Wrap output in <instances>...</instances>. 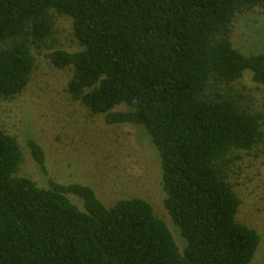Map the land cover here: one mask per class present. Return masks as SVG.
<instances>
[{
  "label": "trees",
  "instance_id": "obj_1",
  "mask_svg": "<svg viewBox=\"0 0 264 264\" xmlns=\"http://www.w3.org/2000/svg\"><path fill=\"white\" fill-rule=\"evenodd\" d=\"M260 8L264 0H0V99L27 89L40 56L69 69L74 100L108 125L147 131L163 206L185 242L145 200L107 207L89 185L41 188L18 176L24 153L0 128V264H250L260 237L237 221L234 180L246 155H264V112L240 81L250 71L264 88V39L262 53L245 56L233 38ZM61 19L72 22L71 46ZM28 145L46 173L43 148Z\"/></svg>",
  "mask_w": 264,
  "mask_h": 264
},
{
  "label": "rangeland",
  "instance_id": "obj_2",
  "mask_svg": "<svg viewBox=\"0 0 264 264\" xmlns=\"http://www.w3.org/2000/svg\"><path fill=\"white\" fill-rule=\"evenodd\" d=\"M59 27L64 45H73L71 20L61 19ZM263 39L264 9L238 20L233 44L243 55L262 53ZM38 62L32 81L22 94L13 100L0 99V128L18 139L24 153L17 175L32 179L41 188H50L51 181L89 185L107 207L123 199L145 200L156 216L168 223L182 248L180 230L172 226L163 206L162 161L147 131L132 124L108 125L104 114H94L68 93L72 75L69 69H55L43 56ZM245 75L240 84L251 90L257 108L264 112V88L251 81L250 71ZM126 109L122 105L113 111ZM31 140L43 148L46 173L35 164L28 145ZM235 178L243 200L237 221L260 237L250 264H264V155H246ZM70 199L82 208L78 198Z\"/></svg>",
  "mask_w": 264,
  "mask_h": 264
}]
</instances>
